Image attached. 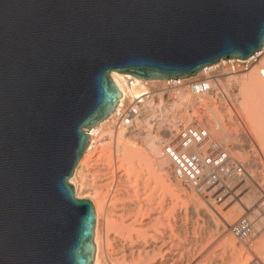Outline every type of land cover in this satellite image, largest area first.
I'll list each match as a JSON object with an SVG mask.
<instances>
[{
	"label": "water",
	"instance_id": "water-1",
	"mask_svg": "<svg viewBox=\"0 0 264 264\" xmlns=\"http://www.w3.org/2000/svg\"><path fill=\"white\" fill-rule=\"evenodd\" d=\"M264 48V0H0V264H93L69 178L117 106L113 70L196 75Z\"/></svg>",
	"mask_w": 264,
	"mask_h": 264
},
{
	"label": "bare ground",
	"instance_id": "bare-ground-1",
	"mask_svg": "<svg viewBox=\"0 0 264 264\" xmlns=\"http://www.w3.org/2000/svg\"><path fill=\"white\" fill-rule=\"evenodd\" d=\"M263 55H264V49L257 52L254 55V57L247 60V61L255 62V64L253 65V69L250 72L246 74H242V75L229 77L231 79L235 78V80L236 81L238 80L239 82V84L236 85V90H237L236 94L239 96L238 97L239 100L237 101H239L240 103L239 104L240 114L243 115V117L247 121L251 122L257 128V130L258 128L261 127V131L259 130L258 132L261 139H264V128H263L264 126V80H262L259 76H257L258 73H256L257 72L256 68L259 65L264 64ZM226 62H227V59H221L217 63L224 64ZM217 63L212 64V66L213 67L216 66ZM204 74H205L204 70L201 69L196 75L191 76V78L193 80L198 79V78H201ZM110 77L117 85L120 91V95H121L119 97L117 106L109 116H107L101 122L97 123L91 129H87L91 133L89 134L90 141H89L88 147L84 155L79 160L73 175L69 178L71 183H73L76 197L80 199L81 198L83 199L85 197L91 198V200L93 201L94 207H95L96 220H95V228H94V236H93V241L95 244V254H94L93 264H184L183 255L185 253L183 254V251H182L183 247L181 249V247L179 246V244L176 243V241L171 240L169 243L167 242L169 233L166 231L167 230L166 227L165 229L160 227L161 232H159V231H156V226H155V229L153 228L154 226H152L154 225V223L157 224V222H155L157 220L162 223V221L160 220V215L162 213V210H164V207H162L163 208L162 209L161 205L159 206L158 201L157 203H155L156 205L155 204L152 205L149 202V204H147V208L144 209L143 206L139 208L136 194L134 193L132 189L106 190V189H98V187L96 186H95L96 187L95 189L92 186V184L95 185V183L92 182L91 184L90 183L91 181H89L90 180L89 170H92L93 168H95L94 163H92L95 161L93 160L94 153L96 151L102 152L104 148L107 149L108 148L107 146H109L112 143L111 141L113 140L116 143L115 145L116 150L120 151L121 152L120 154H122L123 161L121 162L122 165L119 166V169L124 170L123 167L125 164H127L125 162L126 160L133 162V159H135L134 155L136 153L138 154L137 157H140L138 151H140L141 149L135 150V148L133 149L132 146H130L131 144L130 139H134V141L135 139L136 140L138 139L139 141H144V143H146L144 145L150 146L149 147L150 148L149 151H151L150 153H152L153 151L152 154H154L153 157L155 158V164L157 166L159 176L163 178L165 182L168 181L170 186L175 185L174 187L178 189V191H181L183 196L190 195L188 194V192H185L183 188L180 189L178 185L173 184V178H172L173 175H172V170H171V156L164 149V146L167 144L168 140H170V138L173 136V133L177 131L180 126H182L184 123L192 122L193 120H195V117H196V116L194 117L190 116L191 118L190 120L181 121L177 123V119L180 116V111L178 110L179 112L178 114H174L176 112L173 113V111L175 109L180 108L181 105H183V107L185 108V113L187 115L190 113L191 109L198 104L199 101L198 99H196V97L189 95L190 92L187 88L182 90L179 96L181 98L171 99V97H168L169 99L165 100L166 96L164 95L163 92L160 91L161 88L159 87L155 88L154 85H151V84H156V83H166L168 81H171L172 79H143V78L134 76L131 73H119L116 70H113L110 72ZM187 78L191 79L190 77H187ZM187 78H185L184 81H186ZM225 86H226V91H227L226 96L231 98L229 96L227 85ZM139 97L141 98L142 101H144L143 102L144 105L142 106L141 117L137 120L136 125L133 127L117 126L113 122L112 119L115 117V114H116V111L119 105L126 101L132 102L133 99L139 98ZM156 97L158 99V102H156ZM222 99L224 98H221V101H223ZM208 100L209 98L208 99L205 98L203 99V102L205 104L210 103L208 102ZM212 103L213 102H211V105L208 104L207 106L209 108L211 116L213 115L212 116L213 118L211 117V119H213V121L215 122V128L217 130L221 128H225L224 129L225 132L224 133L222 132L223 135L229 138L233 137V134H235V131L233 132V130L235 128L229 125L230 123H233L232 122L233 116L231 115V113L223 114V112L225 111V108L223 107L221 108L222 112L220 111L221 112L220 113L218 110L219 108H217L216 105L213 106ZM202 116L203 118L207 120V124L211 128L212 125L207 115L203 113ZM154 118L160 120L161 121L160 123H162V129L160 128L161 130L159 133L151 132V130H146L147 129L146 126ZM111 121L113 122L114 125L110 124ZM233 125L235 126V124ZM241 137L245 141H248V137L245 132H242ZM134 143H132V145L136 146L134 145ZM240 145L241 144H238L237 148H239L238 146ZM232 149H234V147H232ZM143 154L144 153L142 152V155ZM253 163H255V160L253 161ZM98 164L100 166V162ZM99 170L101 171V169ZM93 171L95 173V169H93ZM123 172H120L121 173L120 177L125 176V173ZM247 181L245 183H248ZM242 187L243 186H241V188ZM248 190L249 189H247V191ZM241 191L244 192L242 194L244 196L249 194V193L246 194V190L244 189H241ZM255 191L256 189L254 190L252 188L251 191L249 192L251 193V195L252 194L255 195L257 194V192L255 193ZM260 197H261V202L258 201V204L260 203L258 208H261L264 211V195L260 194ZM255 198H257V196ZM255 198H253V200ZM230 199L232 200V198L229 196V198H227V201H229ZM168 201H171V200H168ZM247 202L249 201L247 200ZM193 204L195 203H192V205ZM250 204H252V202L249 203V206ZM157 205L159 207H157ZM163 205L164 204H162V206ZM201 211H203L205 217L207 214L209 215V212L207 213L208 210L206 208H203V210ZM240 211L242 213V210H239V212ZM195 213L197 212L195 211ZM254 213L256 214V212ZM208 215H207V218H209ZM223 216H224V213H223ZM225 216H226V221L230 225V223H232L231 221H234V219L236 218L235 216H238V215H236L235 210H232L229 214ZM210 219L211 218H209L208 220ZM259 222H262V221H260L259 219ZM213 224L215 225V223ZM139 226L142 228L148 227L150 230H151L150 227L152 226L154 230L149 231L151 235H149L148 233H145L144 237H139L135 235L137 228ZM226 229L228 228H226V225H224L222 227V230L226 232ZM228 234L226 238H224L226 244L230 245L236 252L240 251V254L236 255L233 259L231 258L230 259L231 261H229L228 264H241V260L243 259V257H245L244 256L245 253H243L242 250L238 249L236 240L232 237L231 234L230 235ZM161 246L167 247V249L162 250L161 253H163V255L160 258L158 255H154V251H156L157 249H161ZM217 253H218L217 250L213 249V251L207 253L204 256V258L201 259L199 263L200 264H225L224 260L221 259L218 256L219 254L217 255ZM152 256L154 257L158 256L160 259H154V257ZM225 261H226V258H225Z\"/></svg>",
	"mask_w": 264,
	"mask_h": 264
},
{
	"label": "rangeland",
	"instance_id": "rangeland-1",
	"mask_svg": "<svg viewBox=\"0 0 264 264\" xmlns=\"http://www.w3.org/2000/svg\"><path fill=\"white\" fill-rule=\"evenodd\" d=\"M188 80L190 81L193 79L187 78L186 81ZM164 84L165 83H156L151 85H154L155 88L158 87L162 88ZM237 84H239V82L238 80L236 81L235 78L234 79L229 78L226 82L229 91V96L231 98L226 96V98L222 99L223 101H221V100H215L214 98L211 99V97L208 96L207 99L209 98L208 102L210 103L205 104L203 100H201L202 105L194 106L191 109L190 113L187 115L185 113V108L183 107V105H181L180 108L175 109L176 111L175 110L173 111V113L176 112L174 114H178L179 113L178 110L180 111V116L178 115L179 117L177 119V123H178L181 121L190 120L191 119L190 116L193 117L199 116L200 110L198 109L203 108L205 110L204 112L205 115H207L209 121L211 122L212 127L210 129L214 138L218 139L220 143L225 144L229 148L231 154L235 155L242 162H244L246 169L245 175L243 176L242 179L236 181L231 186V190L223 195L222 200L217 199V200L207 201L203 195L198 194L196 191L192 189L184 187L183 184L173 176L172 177L173 184L178 185L180 189L183 188L185 192H188V194L191 195V196L190 195L183 196L182 192L178 191V189L174 187L175 185L170 186L168 181L165 182L164 179L159 176V172L155 164V158L153 157L154 154H152L153 151L152 153H150L151 152L149 151L150 146L144 145L146 144L144 143V141H139L138 139L137 140L135 139L134 141V139H130V143H131L130 146H132L133 149L134 148L135 150L141 149L140 151H138L140 157H137L138 154L136 153L134 155L135 159H133V162L126 160L125 162L127 164H125L126 166L124 165L123 167L124 170L119 169V166L122 165L121 162L123 161L122 154H120L121 153L120 151L116 150V146H115L116 143L114 140L111 141L112 145L111 144L109 145L108 143L109 146H107L108 147L107 149L104 148L102 152L96 151L97 153L95 152L93 155L94 157L93 160L95 161L92 163H94L95 165V168H93L95 169V173L93 169L89 170L90 171L89 181H91L90 182L91 184L92 182L95 183V185L92 184V186L95 189L96 187H98V189H106V190L132 189L136 194L139 208L143 206V208L145 209L147 208V204H149V202L153 205L157 203V201L159 206L161 205V208L164 207V210H162V213L160 215V220L162 221L163 224L157 220L155 221L157 222V224L154 223V225L152 226H154L153 227L154 229L156 226V231L159 232H161L160 227L163 229H165L166 227L167 229L166 231L169 233L167 234L170 236V237L168 236L167 242L169 243L171 240L176 241V243L179 244L181 249L183 247L182 249L183 254L185 253L183 255L184 264H200L199 262L201 261V259H203L207 253L213 251V249L217 250L218 252L217 255L219 254L218 256L224 260V263L228 264V262L231 261L230 260L231 258L233 259L236 255L240 254V251H238L239 252L238 253L230 245L226 244L224 238H226L228 233H229L228 235L231 234L232 237L236 240L238 249L242 250L243 253H245V255L243 254L245 257H243V259L241 260V264H248L253 259H258L261 264H264V211L261 208H258L260 204V203L258 204V201L261 202L260 194L264 195V139H261V137L258 134L259 130L261 131V127L258 128L257 130V128L251 122L247 121L243 117V115L240 114V109H239L240 103L239 101H237L239 100L238 99L239 96L236 94ZM189 95L191 94L189 93ZM212 100H214L215 102ZM156 102H158L157 97H156ZM211 102L214 103V104L212 103L213 106L216 105V107L219 108L218 109L219 112L220 111L222 112L221 108L223 107L225 108L223 114L231 113V115L233 116L232 117L233 123L229 124L231 125V127L233 126V128H235L233 130V132L235 131L233 137L229 138L223 135V133L225 132L224 130L225 128H221L219 130L215 128V122L213 121V119H211L213 115L211 116L209 108L207 106L208 104L211 105ZM160 122H161L160 120L154 118L146 126L147 127L146 130H151V132L159 133L160 130L162 129V123ZM190 123L189 122L184 123L183 125ZM110 124H113V122L111 121ZM233 124H235V126ZM242 132L246 133L248 137V141H245L241 137ZM132 143H134V145L136 146H133ZM238 144H241L240 145L241 147L238 146L239 148H237ZM232 147H234V149H232ZM142 152L144 153L143 155ZM251 158L255 160L256 164L253 163L254 160H252ZM99 162H100V166L98 164ZM99 169H101V171ZM92 171L94 174L92 173ZM120 172L125 173V176L120 177L121 174ZM246 181L248 183H245ZM69 183H71L70 179H69ZM241 186L243 187L241 188ZM252 188L254 190L256 189L255 193L257 192V194H259V195L255 194L257 198H255L256 196L254 194L251 195V193L249 192L251 191ZM241 189L246 190V194L249 193L248 195H246L247 197L242 195L244 192H242ZM247 189L249 190L247 191ZM229 196L232 198L233 201L231 199L227 201V198H229ZM85 198L91 200V198L89 197H85ZM253 198L255 199L253 200ZM168 200H171L172 202ZM247 200L249 202H247ZM160 202L164 205L162 206ZM251 202L252 204H250L249 206V203ZM192 203H195L193 204L194 206L192 205ZM159 206L157 205V207ZM203 208H206L208 210L207 213L209 212V215L208 214L207 215L209 218H211L210 219L211 221L208 220L209 218H207V215L205 217L203 211H201L203 210ZM232 210H235V213L238 216H235L236 217V218L234 217L235 219L233 218L234 221H231L232 223L229 222L230 225L244 215L250 216L255 220L257 227L256 236L251 243L248 244L240 243L239 241H237V239L230 231V225L226 221L225 215L229 214ZM239 210H242V213L241 211L239 212ZM195 211L197 213H195ZM254 212H256L257 215ZM253 214H255L256 216ZM212 219L214 222L212 221ZM259 219L262 222H259ZM211 222L215 223V225ZM224 225H226V228H228L226 229V232L222 230V227ZM152 226L150 228L153 231L154 229L152 228ZM151 230L148 227L142 228L139 226L137 228L135 235L139 237H144L145 233L151 235L149 232ZM166 249L167 247L161 246V249H157L156 251H154V255H158L161 258V256L163 255V253H161L162 250H166ZM158 256L156 257L152 256V257H154V259H160Z\"/></svg>",
	"mask_w": 264,
	"mask_h": 264
},
{
	"label": "built area",
	"instance_id": "built-area-1",
	"mask_svg": "<svg viewBox=\"0 0 264 264\" xmlns=\"http://www.w3.org/2000/svg\"><path fill=\"white\" fill-rule=\"evenodd\" d=\"M250 58L227 59L224 64L206 66L203 68L205 74L201 78L191 81H184L185 78L172 79L166 82L160 91L166 96L165 100H168V97L178 99L182 90L187 88L190 94L198 99L197 106L202 105L201 99L208 96L221 100L226 98L225 83L229 77L246 74L253 69L255 62L247 61ZM256 70L258 76L264 80V64L259 65ZM143 102L139 97L132 102L121 103L112 119L113 122L117 126H135L141 117ZM198 110L200 115L194 122L180 126L164 149L171 156L173 176L184 187L203 195L207 201L222 200L223 195L231 190V186L245 175V164L231 154L225 144L214 138L207 120L202 116L205 110ZM86 131L91 134L89 130ZM256 229L255 220L247 215L230 225L234 237L245 244L254 240ZM248 264L261 263L258 259H253Z\"/></svg>",
	"mask_w": 264,
	"mask_h": 264
}]
</instances>
